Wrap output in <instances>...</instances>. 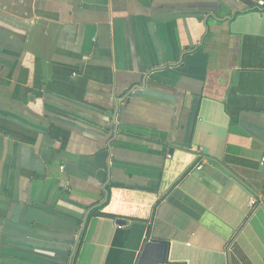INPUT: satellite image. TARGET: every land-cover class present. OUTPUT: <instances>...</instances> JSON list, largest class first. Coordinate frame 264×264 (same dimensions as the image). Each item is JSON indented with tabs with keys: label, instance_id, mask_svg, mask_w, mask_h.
Returning a JSON list of instances; mask_svg holds the SVG:
<instances>
[{
	"label": "crops",
	"instance_id": "1",
	"mask_svg": "<svg viewBox=\"0 0 264 264\" xmlns=\"http://www.w3.org/2000/svg\"><path fill=\"white\" fill-rule=\"evenodd\" d=\"M258 1L0 0V264H264Z\"/></svg>",
	"mask_w": 264,
	"mask_h": 264
},
{
	"label": "water",
	"instance_id": "2",
	"mask_svg": "<svg viewBox=\"0 0 264 264\" xmlns=\"http://www.w3.org/2000/svg\"><path fill=\"white\" fill-rule=\"evenodd\" d=\"M136 88H138V86H136ZM131 91H132V90H130L128 93H131ZM128 93L125 94L124 97H123L122 99L126 98V97L128 96ZM114 124H115V123H114ZM115 127H116V125H115ZM115 133H116V129H115ZM114 136H115V134H114ZM104 193H105V196H104V200H103V202L100 203V204H98V205H96V206H92V208H90V209L86 212V214L84 215L83 220H82V223H81V226H80V228H79V230H78V233H77V236H76V239H75V242H74L73 249H72V251H71V254L69 255V259H68L67 264H72V258H73V255H74V253H75V250H76V248H77L78 241H79V239H80V236H81L82 230H83V228H84V225H85V222H86V219H87L88 214H89L93 209H95V208H97V207H100V205H102V204L106 201L108 193H107L106 190H104Z\"/></svg>",
	"mask_w": 264,
	"mask_h": 264
},
{
	"label": "trees",
	"instance_id": "3",
	"mask_svg": "<svg viewBox=\"0 0 264 264\" xmlns=\"http://www.w3.org/2000/svg\"><path fill=\"white\" fill-rule=\"evenodd\" d=\"M103 207H97L93 209L90 213L89 216H102V217H113L112 215L106 214L103 212Z\"/></svg>",
	"mask_w": 264,
	"mask_h": 264
},
{
	"label": "built area",
	"instance_id": "4",
	"mask_svg": "<svg viewBox=\"0 0 264 264\" xmlns=\"http://www.w3.org/2000/svg\"><path fill=\"white\" fill-rule=\"evenodd\" d=\"M259 6H264V0H259L258 1ZM264 160H262L263 162ZM197 169H201V166H196ZM255 201L253 199L249 200V207L251 208L254 205Z\"/></svg>",
	"mask_w": 264,
	"mask_h": 264
}]
</instances>
